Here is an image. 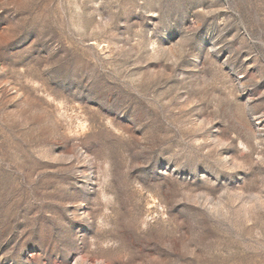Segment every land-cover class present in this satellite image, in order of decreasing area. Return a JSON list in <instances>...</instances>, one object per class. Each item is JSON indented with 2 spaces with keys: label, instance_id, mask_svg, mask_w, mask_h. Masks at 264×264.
I'll use <instances>...</instances> for the list:
<instances>
[{
  "label": "rangeland",
  "instance_id": "1",
  "mask_svg": "<svg viewBox=\"0 0 264 264\" xmlns=\"http://www.w3.org/2000/svg\"><path fill=\"white\" fill-rule=\"evenodd\" d=\"M0 264H264V0H0Z\"/></svg>",
  "mask_w": 264,
  "mask_h": 264
}]
</instances>
